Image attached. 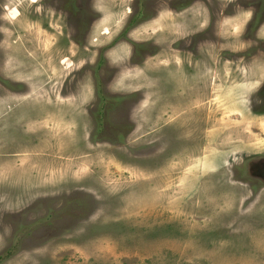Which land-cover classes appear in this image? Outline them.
Instances as JSON below:
<instances>
[{
    "label": "rangeland",
    "instance_id": "obj_1",
    "mask_svg": "<svg viewBox=\"0 0 264 264\" xmlns=\"http://www.w3.org/2000/svg\"><path fill=\"white\" fill-rule=\"evenodd\" d=\"M0 264H264V0H0Z\"/></svg>",
    "mask_w": 264,
    "mask_h": 264
}]
</instances>
